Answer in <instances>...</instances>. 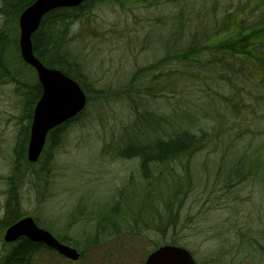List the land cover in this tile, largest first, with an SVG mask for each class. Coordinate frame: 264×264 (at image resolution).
Here are the masks:
<instances>
[{"label": "trees", "instance_id": "obj_1", "mask_svg": "<svg viewBox=\"0 0 264 264\" xmlns=\"http://www.w3.org/2000/svg\"><path fill=\"white\" fill-rule=\"evenodd\" d=\"M34 1L0 0V16L4 19L0 26V82L13 83L14 91L18 92L22 103L15 149L10 157L8 174L4 177L6 196L0 228L6 230L21 219L31 216L38 226L53 233L61 242L78 248L83 256L96 248L101 238L114 235L147 233V237L151 238L149 234L153 232L164 238L167 232L182 221L183 206L190 198L191 187L203 186L197 181L198 177L202 174L210 176L218 166L221 170L216 174L221 182L217 181L214 185L213 189L216 187V190L206 193L209 198L205 205L209 209H219L228 201L225 197L236 193L235 188L243 182H256L264 191V146L263 150H240V153H236L235 147L228 148L229 143L238 146V139L243 138L241 135L249 133L250 126L254 125L246 115H242L243 112H251L257 106L264 109V100L253 95L254 102H257L254 105L256 103L250 104L243 97L248 87L256 92L263 90L264 94V0H152L157 5L154 14L157 24L152 25L155 29L148 30L143 42L136 39V42L143 45L138 47L140 50L136 53L144 54V64L136 62L134 73L128 77L118 75V80H126L120 82L118 91L108 95L104 89H93L97 86V80L90 79L91 62L88 61L93 57L78 46L86 39L79 41L73 36V26L88 15L94 0H87L76 8L57 9L47 14L33 35L34 53L46 67L57 69L78 82L87 95L88 103L84 112L49 134L41 158L32 164L27 159V146L34 109L42 90L38 81H35L33 70L25 66L20 57L18 64L22 66L19 65L18 69L17 62L9 56L18 52L19 16ZM249 16L254 20L250 27L247 25ZM234 26L242 31L240 35L232 40L212 42L214 45L210 46L214 38ZM127 29L134 35L138 34L134 25H129ZM131 41L134 55L137 45L135 39ZM254 69L258 72L260 70L262 77L255 75ZM21 78L26 81H31V78L34 83L29 85ZM240 81L243 82L242 87L238 86ZM211 84L216 88L214 96ZM18 89H22V92ZM123 89L121 92L126 94L131 104H140L139 109H135L138 119L129 122L118 137L112 136L116 142L109 147V154L103 153L102 157L104 160L107 156L113 160H134L136 169L133 176L137 178L138 173V182L141 184L133 187L136 182H131L113 193V189L110 191L111 185L105 193L101 189L105 182L92 184L89 189L93 195L89 196L91 198L87 203L79 200L81 209L78 214L82 217L81 213L84 216L91 213L93 218L89 220H95L96 227L90 235L82 233V237L77 240L61 236V232L57 233L51 227L41 224L39 216L27 214L23 201L34 190L40 194L48 190L50 177L56 172V154L66 143L67 134L71 132L69 128L78 123L93 100L95 104L97 98L111 99ZM157 95H163L165 100L168 97L169 101L166 102L167 112L160 115L156 114L160 111L155 113L149 110L148 105L151 103H147L146 99L155 100ZM226 110L232 113L230 118L234 125L231 130L235 128L238 133L235 137L220 136L226 132L222 130L225 124L220 125L221 134L217 128L216 118H227ZM133 128L138 131L137 138L122 135ZM218 137L222 138L218 163L216 160L209 166L206 162V169L198 168L201 163L191 167L193 160L207 146L215 143ZM110 138L109 141L112 140ZM175 166L181 167L183 172L176 173L173 170ZM101 171L99 168V173ZM178 177L183 178V182ZM38 186L43 191L36 189ZM100 190L103 191L102 198L109 202L104 210H96L98 213L94 215L89 211V205L94 198H100ZM45 192L43 200L47 196ZM89 220L84 221V224ZM244 235L247 236L246 233ZM260 237L264 242V233ZM8 245L0 264H31V256L45 248L25 237ZM167 245L184 247L174 239L170 242L158 241L146 258L154 250ZM252 250L260 252L264 257V246L261 243L256 242Z\"/></svg>", "mask_w": 264, "mask_h": 264}, {"label": "rangeland", "instance_id": "obj_2", "mask_svg": "<svg viewBox=\"0 0 264 264\" xmlns=\"http://www.w3.org/2000/svg\"><path fill=\"white\" fill-rule=\"evenodd\" d=\"M91 8L88 15L81 18L73 26V36L75 35L79 41L83 38L86 39V41L81 42L82 45L78 46L84 48L85 52L93 57L88 60L91 62L89 64L90 79L97 80V86L94 84L96 87L93 89H104L106 95L108 93L114 94L115 91L119 90L120 82L126 80L119 79V81L118 75L121 74L120 77L122 78L128 77L134 73L137 63L144 64V54H137L136 51L140 50L138 47L142 43L139 41H144L148 30L155 29L152 25L157 24L156 16H154L157 12V5L152 0H104L102 2L94 0L91 3ZM253 21L252 16H249L248 27L253 24ZM2 23H4V19L0 16V26ZM129 25H134L138 34L134 35L128 31ZM241 33L242 31L234 26L214 38L209 44L211 46L214 45L212 42L235 39ZM131 39H135L137 45L134 55H132L133 49L131 50ZM136 39L139 41L136 42ZM75 41L77 42V40ZM148 46L149 42L146 49ZM143 49L144 47L141 48V50ZM9 58L17 62L16 66L20 69L22 65L18 64L20 63L18 52L15 51ZM237 59L244 60L243 58ZM259 72L256 69L253 71L255 75L262 77ZM29 79L31 81L23 80L29 85L33 84L34 80ZM238 84L239 87H242L243 82L240 81ZM18 90L22 92V89ZM211 90L212 96H214L216 88L212 84ZM253 95L264 100L263 90L256 92V90H251L248 87L243 92V97H246L250 104L256 103L254 105H257V102L253 100ZM156 98L155 100H153L154 98H146L147 103H151L150 106L148 105L149 110L151 109L155 113L160 111L156 113L158 115L167 112L168 97L165 100L163 95H157ZM93 103L88 106L78 123L69 128L71 132L67 134L66 143L56 154V172L50 177L51 182L48 190L45 192L41 186L36 187L39 191L45 192L47 196H44L43 200V193L40 194L34 190L32 193L30 191V197L26 196L23 201V207L27 214L39 216L41 224L51 227L57 233L61 232V236L65 235L76 240L82 237V233L90 235L93 228L96 227V221L89 220V218H93L91 213L85 216L81 213L82 217L78 214L79 208L81 209L79 200L87 203L91 198L89 196L93 195L89 189L92 184L105 182V186L101 188L104 193L109 185H111L110 191L113 189V193L131 182H136L135 185H132L133 187L141 184L140 181L138 182L140 180L138 173L137 178L133 176L136 169L134 160L122 158L113 160L109 159L108 156L104 160V156L102 157L103 153L109 154V147L115 144L113 142H116L113 141L112 136L118 137L121 132L125 131L124 127L129 122L138 119L135 109H139L140 104H131L124 92L116 94L111 99L100 100L97 98L96 103ZM21 107L22 103L19 101L18 92L14 91L13 83L0 82V218L3 215V204L6 196L4 177L8 174L10 157L15 149L14 143ZM261 109L257 106L251 112H243L242 115H246L254 125L250 126L249 133L241 135L243 138L238 139V146L229 143L228 148L235 147L236 153H240V150L258 151L263 148L264 109ZM226 116L225 119H220L219 116L216 118L219 133L220 125H226L222 129L226 132L220 136L224 138H227L225 136L235 137L238 133L235 128L231 130L232 124L234 125L230 118L232 113L230 114L226 110ZM183 117L181 116L182 119H184ZM262 129L263 132L260 134L259 131ZM210 130L212 131V126H210ZM122 135L127 138H137L138 131L136 132L133 128L127 134L122 133ZM110 136L112 142L108 139ZM221 139L218 137L215 141L216 144L207 146L204 152L193 160L191 167L199 166L201 163L198 168L203 169L206 162L209 166L216 160L218 163ZM97 166L100 167L97 168ZM99 168L102 170V174L99 173ZM94 170L97 172L94 173ZM173 170L176 173L183 172L179 166H175ZM220 170L221 167L218 166L210 176L202 174L198 177L197 181L203 186L191 187L190 198L183 206L182 221L173 230L167 232L164 238L153 232L149 234L151 238L147 237V233H126L101 238L98 246L91 249V252L84 253L78 264H144L146 255L155 243L162 240L170 242L172 239L191 251L197 262L201 264H264V257L261 253L251 251V247L256 246V242L264 246L260 237V234L264 233L263 187L251 180L243 182L235 188L236 193H230L231 198L225 197L228 201H225L219 209H209L205 205L209 198L207 194L208 191L216 190V187L214 189L213 187L217 181L221 182L216 174ZM180 179L181 177H178V180ZM182 179L181 182H183ZM187 180L186 182L189 183L190 181ZM102 193L103 191L100 190V198H94L89 205L91 207L89 211L93 212L94 215H97L100 209L104 210L109 202L102 198ZM204 200L202 205L199 204ZM87 219L89 222L84 224ZM4 233L5 229L0 228V260L9 247L4 242ZM30 260L32 261L31 264H70L48 250L38 252L35 256H31Z\"/></svg>", "mask_w": 264, "mask_h": 264}, {"label": "water", "instance_id": "obj_3", "mask_svg": "<svg viewBox=\"0 0 264 264\" xmlns=\"http://www.w3.org/2000/svg\"><path fill=\"white\" fill-rule=\"evenodd\" d=\"M87 0H36L20 15V53L25 63L33 67L41 84L30 128L27 157L37 162L44 150L47 137L55 128L65 124L81 113L87 104V96L80 85L57 69L46 67L34 54L33 35L42 19L50 12L62 8H76ZM26 237L73 261L79 259L77 250L59 243L49 232L40 229L33 218L27 217L10 227L4 236L6 242ZM145 264H195L191 254L184 248L163 246L153 252Z\"/></svg>", "mask_w": 264, "mask_h": 264}, {"label": "bare ground", "instance_id": "obj_4", "mask_svg": "<svg viewBox=\"0 0 264 264\" xmlns=\"http://www.w3.org/2000/svg\"><path fill=\"white\" fill-rule=\"evenodd\" d=\"M19 42H20V36H19Z\"/></svg>", "mask_w": 264, "mask_h": 264}, {"label": "flooded vegetation", "instance_id": "obj_5", "mask_svg": "<svg viewBox=\"0 0 264 264\" xmlns=\"http://www.w3.org/2000/svg\"><path fill=\"white\" fill-rule=\"evenodd\" d=\"M43 251V250H42Z\"/></svg>", "mask_w": 264, "mask_h": 264}]
</instances>
